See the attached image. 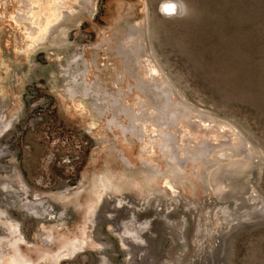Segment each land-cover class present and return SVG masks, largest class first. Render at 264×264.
I'll use <instances>...</instances> for the list:
<instances>
[{"label":"rangeland","instance_id":"rangeland-1","mask_svg":"<svg viewBox=\"0 0 264 264\" xmlns=\"http://www.w3.org/2000/svg\"><path fill=\"white\" fill-rule=\"evenodd\" d=\"M165 1L73 2L34 43L32 22L16 20L24 1L0 0V264H264V0H171L179 12H167ZM138 21L147 25L142 57L205 121L188 129L189 145L224 143L208 165L190 160L182 181L158 143L132 135L130 119L108 109L107 94L134 114L144 107L135 88L142 70L134 74L130 63L131 76L119 53L125 24ZM152 166L162 173L152 175ZM219 166L221 196L207 181ZM106 185L114 201L99 202ZM116 198L152 205L114 212ZM42 204L52 213L46 222L34 214H44ZM81 241L75 255L63 248Z\"/></svg>","mask_w":264,"mask_h":264},{"label":"bare ground","instance_id":"bare-ground-1","mask_svg":"<svg viewBox=\"0 0 264 264\" xmlns=\"http://www.w3.org/2000/svg\"><path fill=\"white\" fill-rule=\"evenodd\" d=\"M24 1L23 4V9L18 13L16 20L20 23H23L25 21H31L32 25L31 27H28V36L30 38H35L34 39V43H39L41 41H43L46 38V35L51 32L53 30V24L57 23L59 21V19L62 18L63 15L67 14L66 12H62V9L64 8H70L72 7V5L70 3H75L77 2L80 5H85L86 3H90V0H53V4H49L47 6H45V4H43V6L38 7V6H33V3L31 2V4L29 3L31 0H22ZM37 1V0H36ZM48 1V0H47ZM18 2V1H17ZM41 2V1H40ZM49 2V1H48ZM47 2V3H48ZM39 3V2H38ZM4 4V2H3ZM40 5V4H39ZM71 5V6H69ZM79 6V5H78ZM92 7V6H91ZM166 7L167 12H171V11H177L179 12L180 9V5L178 3H176L175 1H165L164 2V8ZM170 7V8H168ZM79 8V7H78ZM163 8V9H164ZM48 9V10H47ZM71 9V8H70ZM73 9V8H72ZM81 9V8H80ZM141 9V8H140ZM3 10V9H2ZM61 10V12H60ZM75 10V9H74ZM35 11V12H34ZM70 11V10H69ZM90 11V10H89ZM143 11V10H141ZM38 14H37V13ZM78 13V12H77ZM76 13V14H77ZM82 13V12H81ZM90 14V13H88ZM114 15V14H113ZM15 16V15H14ZM5 17V16H4ZM15 20V21H16ZM124 19L122 17L119 18V22L123 21ZM67 21V20H66ZM65 21V22H66ZM78 22V21H77ZM30 24V23H29ZM61 25V24H60ZM76 25V24H75ZM25 26V25H24ZM144 26L147 29V25L145 22H140L138 21V23L136 22L135 24L132 23H126L125 24V31L123 32V41L121 43V45L119 46V53L123 56H125V71L129 72V74L131 76H133V73H137L140 69L142 70V74L143 77L140 75L138 76V82L135 85V88L138 92H140L141 94H143L145 96V99H140L142 100L143 106L141 107V113L140 114H134L132 111V109L125 105L124 102L120 101L117 98L116 94H107V97H112L114 99V102H112L111 104V108L106 107V109H110L115 113V116L119 115V114H125L131 122V125L126 129L127 131H129L132 135H137L139 136V138H141V140L143 139V136H147L149 137V144L152 145H159V148L161 150L162 153L166 154V156L169 158V165L170 167H172L171 169H173V167L176 166V163L179 164L177 168L173 169V171H176L179 179L182 181L184 180L185 176H186V167H187V163L192 160V161H198L200 162V164H202V166L204 165H208L209 163H211V155L213 154V152L216 151V149H219L220 147L223 146V142L219 141V139H215L214 137H211V139H215L214 143H211L209 140L207 139H203L200 142H197L196 145H199L198 147L194 148L192 146L189 145V143L192 142L191 139L192 135L190 134V132L188 131V129H192L193 131H196V126L202 125L203 123H205V121L197 116L194 115L192 113V111L190 110V108H188L186 105H184V102H177L175 99V95L173 94L172 88L169 86V84L166 82L164 76H162L161 74L159 75V73L157 72V66L155 68L154 63L147 58H143L142 56L146 53L145 51V42L146 40V35L147 33L144 32ZM20 29V28H19ZM24 29V28H23ZM107 29V28H106ZM58 30V29H57ZM226 30V29H225ZM16 31V30H15ZM56 31V30H54ZM25 32V31H24ZM58 32V31H57ZM147 32V31H146ZM23 33V32H22ZM14 34V33H13ZM194 34V33H193ZM52 36V35H51ZM50 36V37H51ZM25 37V36H24ZM16 38V37H14ZM51 39V38H50ZM29 40V39H28ZM17 41V40H16ZM109 41V40H108ZM33 42V41H32ZM15 43V42H14ZM26 43V42H25ZM31 43V42H30ZM32 44V43H31ZM30 44V46H31ZM151 45V44H150ZM26 46V45H25ZM28 46V44H27ZM26 46V47H27ZM42 47V46H41ZM23 48V47H22ZM25 48V47H24ZM32 48V47H31ZM36 48V47H35ZM83 49V48H82ZM81 50V48H80ZM79 50V51H80ZM88 50V49H87ZM93 50V49H92ZM31 51V50H29ZM78 51V50H77ZM149 51V50H148ZM73 52V51H72ZM29 53V52H28ZM74 54V52H73ZM67 56V55H66ZM65 56V57H66ZM75 57V56H74ZM80 57V55L78 56ZM81 58V57H80ZM86 58V57H85ZM66 58H64L65 60ZM71 59V58H70ZM77 59V56H76ZM100 59V58H99ZM121 59V58H120ZM101 60V59H100ZM70 61V60H69ZM71 61H74L71 60ZM70 61V62H71ZM78 61V60H77ZM102 62V61H101ZM130 63L133 64V69L132 72H130L129 66ZM66 64V63H65ZM69 64V62H68ZM121 64V62H120ZM72 65V64H71ZM67 66V64H66ZM70 66V64H69ZM122 67V65H121ZM63 68V67H62ZM69 69V67H67ZM67 68H65L64 70H66ZM87 68V67H86ZM80 71V70H79ZM65 74V73H64ZM67 75V74H66ZM80 76V75H79ZM79 78V77H78ZM82 78V77H81ZM84 78V76H83ZM75 79V78H74ZM79 80V79H78ZM85 81V80H84ZM100 81V80H99ZM66 81H64L65 83ZM89 82V81H88ZM63 83V84H64ZM119 86V85H117ZM89 87V86H88ZM87 88V87H86ZM108 88V87H107ZM122 88V87H121ZM70 89V87H69ZM68 90V88H67ZM75 90V89H74ZM124 90V89H123ZM81 92V91H80ZM84 93L85 95H87L86 93H88V91H85L84 89ZM114 93V92H113ZM97 95V94H96ZM133 95V94H132ZM135 96V95H134ZM86 97V96H85ZM84 97V98H85ZM99 97V96H98ZM77 98V97H75ZM108 98H104L103 101L106 99L108 100ZM73 99V98H72ZM81 99V98H80ZM184 99V98H183ZM96 100V98H95ZM98 100V99H97ZM100 100V99H99ZM130 100V99H129ZM185 100V99H184ZM91 101V100H90ZM93 101V100H92ZM112 101V100H111ZM136 101V100H135ZM97 102V101H96ZM100 102V101H99ZM102 102V101H101ZM94 103V102H93ZM73 104V103H72ZM74 106V105H73ZM97 107L99 109H105L102 108L100 106V104L97 103ZM145 108V109H143ZM94 110V109H93ZM147 110H150V114L147 112ZM137 111V110H136ZM23 114V113H22ZM120 116V115H119ZM122 117V116H121ZM116 117H114L115 120ZM16 119V118H15ZM15 124V123H14ZM13 124V125H14ZM137 124H140L141 127L138 129ZM119 126V125H118ZM211 126V125H210ZM209 126V127H210ZM209 127H207L209 129ZM211 128V127H210ZM202 129V128H201ZM215 130V129H214ZM209 132V130H207ZM216 131V130H215ZM214 131V132H215ZM217 133V132H216ZM203 134V133H202ZM210 135V134H209ZM216 135V134H215ZM204 136V135H203ZM211 136V135H210ZM213 136V135H212ZM145 138V137H144ZM219 138V137H217ZM210 139V137H209ZM143 141H145V139H143ZM217 141H219L218 143H216ZM146 142V141H145ZM148 143V142H147ZM146 143V144H147ZM149 144H147L146 146H148ZM195 145V146H196ZM145 149V147H143ZM147 148V147H146ZM257 148V147H256ZM151 149V148H150ZM147 151V150H146ZM152 151V150H151ZM150 151V152H151ZM224 152V151H222ZM220 153V152H219ZM151 154V153H150ZM153 155V154H151ZM220 155V154H219ZM224 156H227L226 153L223 154ZM154 156V155H153ZM214 156V155H213ZM214 158V157H213ZM121 159V158H120ZM171 159V161H170ZM122 160H124V162H126V164H130V161L124 156L122 155ZM152 161V160H151ZM175 161V166L173 162ZM180 162V163H179ZM145 163V162H144ZM218 163V162H216ZM221 163V162H220ZM154 164V163H152ZM150 164V165H152ZM157 164V163H156ZM131 165V164H130ZM155 165V164H154ZM146 166V165H145ZM216 166V165H215ZM234 166V165H233ZM207 167V166H205ZM148 168V167H147ZM151 169L150 172L152 175H158L160 173H162L161 170H159V167L157 166H152L149 167ZM212 169V168H211ZM233 169V168H232ZM202 170V169H201ZM224 167L219 166L218 168L212 169L209 174H208V178L207 181L209 182L208 184H210L215 190L216 193L221 196V193H223V189H222V175L224 173ZM131 171V170H130ZM137 171V170H136ZM227 171V170H226ZM15 172L18 176V178L20 179V181L22 183H24L25 186V190L27 188L24 178L22 176V172H20V170L18 169V167L15 168ZM140 172V171H138ZM148 172V173H150ZM202 172V171H201ZM206 172V171H205ZM226 173V172H225ZM138 174V173H137ZM225 175V174H224ZM138 176V175H137ZM140 176V175H139ZM178 176L176 178H178ZM226 176V175H225ZM8 177V176H7ZM16 178V177H15ZM181 181L177 182L176 184H181ZM225 181V180H224ZM16 182V181H15ZM20 182V183H21ZM169 186H171L170 182H167ZM183 183V182H182ZM4 185V184H3ZM103 185V184H102ZM109 185V184H108ZM209 186V185H208ZM228 186V185H227ZM7 187V186H6ZM110 187V186H109ZM21 188V187H20ZM103 189H105V193L101 194L99 196V202L103 201V199L106 200H113L111 199V197L107 196V192H108V186L106 185L105 188L102 187ZM171 188L174 189V185L171 186ZM232 189V188H231ZM23 190V189H22ZM28 190V189H27ZM250 190V189H249ZM21 192V191H20ZM174 192V191H173ZM252 192V191H251ZM249 192V194L251 193ZM254 192V191H253ZM23 193V192H22ZM25 193V192H24ZM246 193V192H245ZM28 194V193H27ZM26 194V195H27ZM247 194V193H246ZM255 194V193H254ZM91 195V194H90ZM89 195V196H90ZM106 195V198H105ZM251 195V194H250ZM252 196V195H251ZM256 196V195H255ZM82 197V196H81ZM161 197V196H160ZM218 197V196H217ZM250 197V196H249ZM18 198V197H17ZM20 198V196H19ZM123 198V196H122ZM122 198L119 200L116 198V204L114 205V212L118 211L120 208L125 210V212H129L132 207H127L125 205V198L122 200ZM219 198V197H218ZM242 198V197H241ZM254 198V197H253ZM256 198V197H255ZM22 199V196L19 200ZM153 199V198H152ZM155 199V197H154ZM220 199V198H219ZM239 199V198H238ZM237 199V200H238ZM118 200V201H117ZM151 200V199H150ZM149 200V202H150ZM22 201V200H21ZM77 201V200H76ZM114 201V200H113ZM152 201V200H151ZM157 201V200H156ZM252 201V200H251ZM19 202V201H17ZM27 202V201H26ZM42 202V201H41ZM158 202V201H157ZM241 202V201H240ZM239 202V203H240ZM250 202V200H249ZM248 202V203H249ZM20 203V202H19ZM23 203V202H22ZM78 203V202H77ZM129 203V202H128ZM156 203V202H155ZM242 203V202H241ZM246 203V202H245ZM243 202V204H245ZM18 204V203H16ZM27 204V203H26ZM41 204V203H40ZM108 204V203H107ZM106 204V205H107ZM113 204V202H112ZM130 204V203H129ZM146 206L143 205V207H138L141 208L139 211L142 210H146L149 207V205H152L150 203H145ZM38 205V204H37ZM36 205V206H37ZM156 205V204H155ZM158 205V204H157ZM154 207L153 205V210L155 213H157V211H159V206ZM34 206V204H33ZM43 206V204H42ZM46 206V205H45ZM48 206V205H47ZM161 206V205H160ZM247 205H245L246 207ZM44 207V206H43ZM135 207V206H134ZM133 207V208H134ZM237 207V204H236ZM4 208V207H2ZM23 208V207H22ZM36 210L38 209L37 207H35ZM48 209V207H44V209ZM132 208V209H133ZM136 208V207H135ZM136 208V210L138 209ZM249 208V206H248ZM5 209V208H4ZM32 209V206H31ZM44 210V214L41 212H35L34 214L39 215L40 218L42 219L43 222H46L50 219H52V216H50L52 213L48 212V210ZM106 209V208H105ZM176 210V208H174ZM3 210V209H2ZM51 210V209H50ZM90 210V209H89ZM4 211V210H3ZM26 211V210H25ZM40 211V210H39ZM43 211V210H41ZM66 211V210H65ZM105 211V210H104ZM111 211V210H110ZM133 211V210H132ZM173 211V207H168L166 210L167 214H170ZM1 212V210H0ZM27 212L31 213V210L29 209ZM94 212V210L92 211ZM5 213V211H4ZM66 213V212H64ZM112 213V211H111ZM132 213V212H131ZM159 213V212H158ZM6 214V213H5ZM33 214V213H32ZM55 214V213H54ZM109 214V213H107ZM113 214V213H112ZM136 214V213H135ZM138 214V213H137ZM57 215V214H56ZM63 214H58V216L62 217ZM101 214H99L100 216ZM134 215V214H131ZM139 215V214H138ZM146 215V214H145ZM102 216V215H101ZM100 216V217H101ZM108 216V215H107ZM128 216V215H127ZM136 216V215H135ZM134 216V217H135ZM158 216V215H157ZM156 216V217H157ZM160 216V215H159ZM163 216V215H162ZM30 217V216H29ZM34 217L36 218V216L34 215ZM38 217V216H37ZM68 217V216H67ZM109 217V216H108ZM131 217V216H130ZM94 218V216L92 217ZM133 218V216H132ZM131 218V219H132ZM129 219V218H128ZM135 220V218H133ZM137 219V218H136ZM67 220V219H66ZM100 220V219H99ZM133 220V221H134ZM60 221V220H59ZM91 221H93L91 219ZM133 221L132 224L134 223ZM7 223L6 220H4V223ZM40 222V221H39ZM130 222V223H131ZM1 223V222H0ZM9 223V222H8ZM93 223V222H92ZM100 223V222H99ZM136 223V221H135ZM171 223V222H170ZM3 224V223H2ZM137 224V223H136ZM116 225V224H115ZM1 226V225H0ZM5 226V225H3ZM88 226V225H87ZM95 227V226H93ZM6 228V227H4ZM10 228V227H9ZM155 228V227H154ZM11 229V228H10ZM9 229V230H10ZM19 229V228H18ZM5 230V229H4ZM153 230V229H152ZM8 231V230H6ZM14 231V230H13ZM11 230V232H13ZM17 233V232H15ZM85 233V232H83ZM8 235V234H7ZM10 235V234H9ZM20 236V235H19ZM3 237V236H0ZM53 237V236H52ZM99 237V236H98ZM5 238V237H4ZM3 238V239H4ZM9 238V237H8ZM2 239V238H0ZM22 239V238H21ZM83 240V239H82ZM157 240V239H156ZM225 242V241H224ZM50 243V242H48ZM84 243V241L78 242L76 244H74L73 242H67L64 245V250L66 251H70V253L72 255H75L77 253H79L84 246H82V244ZM104 243V242H103ZM162 243V242H161ZM16 244V243H15ZM44 244V243H43ZM153 246V245H152ZM87 251V250H86ZM5 252L4 248L0 249V255H3V253ZM107 254V253H106ZM30 256V255H29ZM2 260V259H1ZM103 260V259H102ZM135 260V259H134ZM98 261V260H97ZM103 263H106L103 262Z\"/></svg>","mask_w":264,"mask_h":264}]
</instances>
